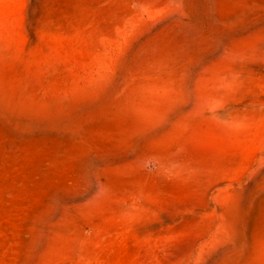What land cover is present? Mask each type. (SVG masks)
<instances>
[{
    "label": "rangeland",
    "instance_id": "374dc122",
    "mask_svg": "<svg viewBox=\"0 0 264 264\" xmlns=\"http://www.w3.org/2000/svg\"><path fill=\"white\" fill-rule=\"evenodd\" d=\"M0 264H264V0H0Z\"/></svg>",
    "mask_w": 264,
    "mask_h": 264
}]
</instances>
